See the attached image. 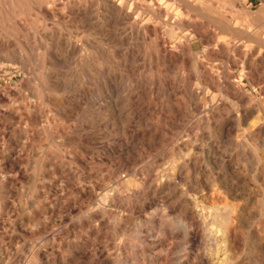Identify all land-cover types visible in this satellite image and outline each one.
Returning <instances> with one entry per match:
<instances>
[{
    "label": "rangeland",
    "instance_id": "obj_1",
    "mask_svg": "<svg viewBox=\"0 0 264 264\" xmlns=\"http://www.w3.org/2000/svg\"><path fill=\"white\" fill-rule=\"evenodd\" d=\"M0 264H264V0H0Z\"/></svg>",
    "mask_w": 264,
    "mask_h": 264
},
{
    "label": "bare ground",
    "instance_id": "obj_2",
    "mask_svg": "<svg viewBox=\"0 0 264 264\" xmlns=\"http://www.w3.org/2000/svg\"><path fill=\"white\" fill-rule=\"evenodd\" d=\"M105 1H106V0H105ZM115 1H116V0H115ZM120 1H122V0H120ZM117 2L119 3V1H117ZM238 2H239V1H238ZM108 3H112V2L109 1ZM118 3L116 4L117 6H119ZM120 3H121V2H120ZM114 4H115V3H114ZM187 4H188V3H186L185 5H187ZM238 4H239V3H238ZM240 4H241V2H240ZM121 5H122V4H121ZM110 6H115V5H110ZM107 7H108V6H107ZM120 7H121V6H120ZM122 7H124V6H122ZM122 7H121V8H122ZM115 8H116V7H115ZM118 9H120V8H118ZM114 10H115V9H114ZM121 10H123V9H121ZM124 10H125V9H124ZM81 12H82V11H81ZM116 13H117V11H116ZM119 13H121V12H119ZM69 14H70V13H69ZM82 17H83V16H82ZM207 17H208V16H207ZM207 17H206V18H207ZM217 24H218V23H217ZM221 24H222V23H221ZM221 26H224V25H221ZM262 26H263V25H262ZM224 28H225V27H224ZM227 29H228V28H227ZM223 30H224V29H223ZM229 30H230V29H229ZM242 33H243V32H242ZM110 34H111V33H110ZM230 34H232V33H230ZM25 38H26V37H25ZM235 38H236V37H235ZM261 40H262V39H261ZM256 42L259 43V44L261 45V41H260V40H256ZM256 45H258V44H256ZM22 65H23V64H22ZM242 120H243V119H242ZM190 197H191V196H190ZM160 211H161V210H160ZM146 212H147V211H146ZM184 226H185V225H184ZM184 226H183V227H184ZM212 243H213V242H212ZM214 247H216V246H214ZM214 247H213V248H214ZM171 249H172V248H171ZM213 250L215 251V249H213ZM214 256H215V255H214ZM175 261H176V260H175ZM131 263H132V262H131ZM178 263H179V261H178ZM181 263H182V262H181Z\"/></svg>",
    "mask_w": 264,
    "mask_h": 264
},
{
    "label": "crops",
    "instance_id": "obj_3",
    "mask_svg": "<svg viewBox=\"0 0 264 264\" xmlns=\"http://www.w3.org/2000/svg\"><path fill=\"white\" fill-rule=\"evenodd\" d=\"M239 3V2H238ZM239 6V4H237Z\"/></svg>",
    "mask_w": 264,
    "mask_h": 264
}]
</instances>
